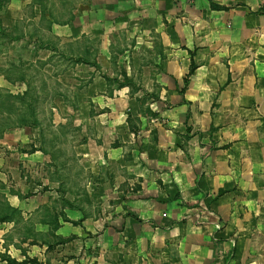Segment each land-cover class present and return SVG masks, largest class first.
Returning <instances> with one entry per match:
<instances>
[{"label":"crops","instance_id":"crops-1","mask_svg":"<svg viewBox=\"0 0 264 264\" xmlns=\"http://www.w3.org/2000/svg\"><path fill=\"white\" fill-rule=\"evenodd\" d=\"M37 2H10L14 40L61 35L84 72L48 97L50 124L22 91L19 109L0 107V211L24 214L0 223V251L39 259L15 264H72L73 251L77 264H264V0H47L63 25L28 33ZM32 105L36 124H6ZM56 219L74 236L50 234L43 263L38 230Z\"/></svg>","mask_w":264,"mask_h":264},{"label":"rangeland","instance_id":"rangeland-1","mask_svg":"<svg viewBox=\"0 0 264 264\" xmlns=\"http://www.w3.org/2000/svg\"><path fill=\"white\" fill-rule=\"evenodd\" d=\"M12 1L13 0H0V53L3 52L5 56V67L3 68L2 74L5 76V80L7 82L6 87H0V107L1 109L3 108L6 113H10L12 105H15L16 103V108L19 109L17 104L18 100H13L14 94H12L11 91H22V96H20L19 94H15V97H19V101L23 103L26 98V94H30L31 97L34 96V102H32V104L34 105L35 100H37V106L39 107L38 118L44 120L43 123L50 124L49 122H47L50 117L46 115V106L48 105V101H50L48 97L51 95L63 93L65 91H68L69 89L76 90L75 87H77L78 76L79 74H83L84 70L81 69L82 67H80L79 65L76 66V64L78 63V58L76 54L73 53L72 48H70L69 51H67V48H64L62 44L63 37L61 35H50L48 32V35H45L43 33L41 36L32 35L23 37L21 43L17 40L15 41L13 33L15 31H19V27L20 32H24L25 28L24 24L22 26H19L18 24H16V26H13L9 21L11 16H7V13L10 11L9 7L12 8L14 6L13 4H10V2ZM37 1L38 2L34 9H31V13L34 15H32L31 13L29 14V7H27V11H25V14L27 15L26 17H28L29 15L33 16V18L29 20L26 25V31L29 33L31 26L37 28L43 27V29H47L46 26H51L52 22L54 24H59L54 25V27H61L63 25V21L60 16L61 10L59 9V6L55 8V6L52 5V9L49 6H46L47 4L45 1L47 0ZM43 11H45V13L49 11L52 13L48 15V17L51 18V21H48L50 19L47 18V15H45V13L43 14ZM39 12H41L43 15H35L37 13L39 14ZM1 17H5V19L9 21L8 23H6V28L3 26L5 29L9 30V34L7 32L4 33V31L2 32ZM45 17L47 20L45 19ZM30 42H33V45H31ZM24 88H26V90H24ZM23 104L20 105L19 103L20 107H24ZM23 114H25L24 111ZM7 117L14 118V116L11 115L5 116V118ZM61 133H63V131H61ZM61 137L62 135L59 138L61 139ZM38 189V195L41 198L44 195L45 189L47 190V187L45 185H39ZM5 208L6 210L0 211V223L13 221L18 222L20 220L21 221L19 223H23V213L17 212L16 210H11L13 208L9 206L8 203L5 205ZM42 213L43 212L38 213V218ZM25 215H27V213ZM60 218L61 220H63V222L69 221L65 216ZM56 220L57 223L53 228L39 227L38 230V252L40 255H43L41 257V261L43 263H47L50 258H55V255H53V253L49 256V258H47L45 256V253H43L44 246L45 248H47V245H45L46 242L51 240V238H49L50 234L54 235L53 242L57 240L62 241L66 238L74 236L70 228H61L62 224L58 222V219ZM61 230L65 233L68 231L70 233L63 235L61 232H59ZM22 232L23 234L29 233V231L25 230L23 226L21 229V233ZM9 250L10 249L8 247H6L4 251L1 249L3 253L2 255L7 254V251ZM54 251H57L56 248ZM76 253L77 251H73L69 252L66 255V258H68V260H72V264L78 263V260L76 259L78 258L76 257ZM9 254H13L14 257L7 258L9 264L11 262L17 263L19 260V263H25L29 262L32 259H35L39 263V259H37V257L29 256L27 246L20 247L17 249V251L10 250L8 255ZM47 254H49L48 251ZM17 257H19L18 261ZM56 260L61 262L60 258Z\"/></svg>","mask_w":264,"mask_h":264},{"label":"trees","instance_id":"trees-1","mask_svg":"<svg viewBox=\"0 0 264 264\" xmlns=\"http://www.w3.org/2000/svg\"><path fill=\"white\" fill-rule=\"evenodd\" d=\"M192 71V67H191V70ZM29 106V105H28ZM34 112V108H33V105H32V114H21V115H16L14 118L13 117H7L6 118V124L9 125H26V124H36L37 121H36V117H35V114L33 113ZM13 118V119H12ZM66 240H62L61 242H64ZM29 262H32V263H36L37 261L35 259H32L30 260ZM10 264H15V262H11Z\"/></svg>","mask_w":264,"mask_h":264}]
</instances>
